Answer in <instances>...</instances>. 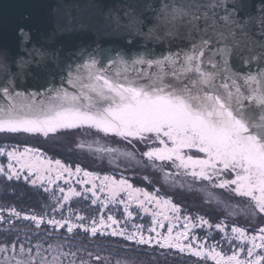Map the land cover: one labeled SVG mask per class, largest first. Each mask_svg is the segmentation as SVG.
I'll list each match as a JSON object with an SVG mask.
<instances>
[{
  "label": "snow or ice",
  "instance_id": "snow-or-ice-1",
  "mask_svg": "<svg viewBox=\"0 0 264 264\" xmlns=\"http://www.w3.org/2000/svg\"><path fill=\"white\" fill-rule=\"evenodd\" d=\"M60 9L59 3L48 4L39 16L31 10L10 14L0 7V134L48 138L87 129L133 148L139 142L146 148L140 155L166 182L170 177L190 180L188 190L197 187L210 204L220 203L216 190H223L245 199L252 215L264 219V0H114L88 20L62 15ZM97 151L135 157L113 148ZM0 156L8 160L6 168L0 165V175L8 181L23 178L46 193L65 173L79 184H91L83 190L91 196L84 199L99 202L101 214L90 224L45 221L43 215L9 210L37 228L66 226L69 234L78 228L90 237H118L131 250L158 247L215 264H264V226L251 236L233 226L229 237L223 222L213 225L203 216L185 215L180 228L172 221H180L181 209L171 199L134 188L126 179L101 177L79 166L73 170L60 160L42 158L35 147H2ZM166 167L175 171L166 172ZM172 186L184 188L174 179ZM83 193L69 187L57 203ZM133 202L152 216L147 234L142 224L129 231L113 215H103L108 204L120 203L126 222L132 220ZM148 205L171 213L163 214L169 220L166 232L159 230L165 228L157 219L161 213ZM204 226L224 233L229 244L239 241L232 255L195 235L193 229ZM9 244L0 246V255L11 251L15 259L17 243ZM39 248L40 264H64L63 258L76 256L60 251L49 261ZM18 250L29 259L15 264H37L32 248L20 244ZM87 254V264H109L99 254ZM0 264H11V259H0ZM68 264H76L75 259Z\"/></svg>",
  "mask_w": 264,
  "mask_h": 264
},
{
  "label": "rangeland",
  "instance_id": "rangeland-1",
  "mask_svg": "<svg viewBox=\"0 0 264 264\" xmlns=\"http://www.w3.org/2000/svg\"><path fill=\"white\" fill-rule=\"evenodd\" d=\"M25 94L27 95V93ZM2 102L3 101H0V103ZM133 143L136 145L135 148L119 138L111 136L105 137L103 134H98L94 130L87 129L61 131L56 134H50L48 138L25 134L18 136L0 134V148L7 147L8 150H11L12 146H18L23 150L25 147H35L43 153L42 158L52 159L53 161L60 160L62 163L71 166L73 170L76 166H79L84 171L95 173L101 177L109 175L118 180L123 178L126 179L128 183L132 184L134 188H142L162 198L171 199L172 202L181 209L180 221H172L178 223L180 228L183 226L182 217L185 215L193 217L203 216L213 225L223 222L227 226V235L229 237L232 235L231 228L233 226L244 228L249 236L257 234L254 229L264 226V219L260 216H253L250 206L243 198L234 197L223 190H216V195L220 203L217 204L213 202L210 204L206 202L205 194L197 187L193 186L192 190H188V185L191 183L190 180H186L183 177H170L166 182L164 174L158 169H154L153 166L148 164L145 158L140 155L142 151L146 150L145 145L135 141ZM99 148H113L119 149L120 152H133L135 157L129 159L118 153L108 154L99 152L97 151ZM156 163L159 164L160 162ZM7 164V157L0 156V165L6 168ZM165 171L174 172L175 170L166 167ZM52 175L54 176L55 173L53 172ZM80 176L82 177L83 173H81ZM145 177H147V179H145ZM65 179H69L70 184L65 183ZM65 179L57 180L50 186V191L46 193L42 188H34L22 178V183L29 186L31 185L33 188H30L29 196L34 197L40 204L41 201H43L44 205V208L40 205L36 206L33 212H24L25 210L18 209V206L26 204V202L18 200V198H20L19 194L22 191H14L15 188H11L10 186V184L17 180L8 181L4 176L0 175V216L4 218L3 221L0 222V227L4 229L0 231V235H12L16 230L13 225L20 220L9 215L10 209H15L20 212L22 216L24 214L43 215L45 221L49 218H55L56 220L67 219L72 224H90L92 218L98 219L101 214L99 202L97 205H93L90 199H84V195L91 196V193H83V190L90 188L91 184H79L77 183L78 178L76 176L69 178L66 173ZM173 179L176 180L177 185L183 183L184 188L180 189L179 187H173ZM57 185L65 189L64 194H67L69 187L83 194L81 196H72L67 202L60 201L58 204L57 201L64 194L59 191ZM32 191L33 194H31ZM97 195L100 196L101 199H104L106 193L97 191ZM1 196L7 197L5 202L1 201ZM120 196L127 201L126 193L122 192ZM44 202H46V204H44ZM241 205L244 206L242 209L243 211L241 210ZM148 206L152 208L153 211L161 213L157 216V219L165 224V228L159 230L161 232H166L169 220H164L163 214L167 213L171 216V213L164 208L156 209L154 205ZM123 207V204L120 203L108 204L107 208H104L102 212L105 218L109 214L113 215L114 218L120 221V227H126L129 231L132 230L133 224H142L145 227V234H147L146 229L151 226L152 216L143 213L133 202L129 208V211L133 213V219L126 222ZM78 216H84L86 219L80 221L77 219ZM21 220L25 222V220ZM27 222L32 223L34 227H36L33 222ZM47 225L48 224L45 223L40 227ZM48 227H50V225H48ZM50 229L56 233L69 234L66 226L65 228L59 229H53L51 226ZM193 231L200 240H206L208 246L216 245L217 250L221 251V253L226 256L232 255L233 250L239 243V241H233L229 244L224 240L225 234L219 233L215 227L212 229H208L207 226L202 228L197 227L193 229ZM72 234L87 235L78 228L75 229ZM203 235H223V237L220 243H213L210 241L209 237ZM185 243L187 242L185 241ZM183 254L189 255L188 253ZM241 255L243 256V254ZM208 261L215 263L211 259Z\"/></svg>",
  "mask_w": 264,
  "mask_h": 264
},
{
  "label": "trees",
  "instance_id": "trees-1",
  "mask_svg": "<svg viewBox=\"0 0 264 264\" xmlns=\"http://www.w3.org/2000/svg\"><path fill=\"white\" fill-rule=\"evenodd\" d=\"M11 188H15L14 191L20 192L19 201L26 202L18 206V209L25 210L24 212H33L36 206L43 207V201H36L34 197L29 196V190L32 186L15 181L10 184ZM33 189V188H32ZM33 194V191L31 192ZM7 197L1 196V201L5 202ZM46 204V202H44ZM248 204V203H247ZM44 208V207H43ZM244 206L241 205V210ZM42 210V209H40ZM243 211V210H242ZM11 227V226H10ZM13 227L16 229L12 235H0V246L8 245L9 242L17 243V253L15 259H12L13 253L9 251L6 254L0 255V259L5 257L11 259V264H15L16 260L27 261L28 255L21 256L19 254V245L23 244L25 248H32V258L36 260L37 264H40V257H36V246L39 245V251L42 257L51 261L53 255H57L60 251L68 252L72 251L76 253L75 257H67L64 259V264H68L69 260L75 259L76 264H81L84 261L85 264L90 260L88 252H92L94 255L99 254L104 257L109 264H215L211 261L199 260L196 257L180 253L174 250H165L158 247L148 248L147 246H141L135 250H131L133 246L127 245L118 237L111 236H97L90 237L82 234H64L53 232L50 227H34L30 222H22L20 219ZM4 230L0 227V231ZM210 238L213 243H220L223 235H203ZM51 245V248L49 247ZM124 245L125 247H121ZM95 264V261H92Z\"/></svg>",
  "mask_w": 264,
  "mask_h": 264
},
{
  "label": "water",
  "instance_id": "water-1",
  "mask_svg": "<svg viewBox=\"0 0 264 264\" xmlns=\"http://www.w3.org/2000/svg\"><path fill=\"white\" fill-rule=\"evenodd\" d=\"M114 0H0V7L10 14H18L21 11L31 10L34 14L43 16L47 12L48 4L59 3L61 14L69 13L81 19L88 20L97 17L105 5H110ZM31 3L29 9L27 5Z\"/></svg>",
  "mask_w": 264,
  "mask_h": 264
}]
</instances>
